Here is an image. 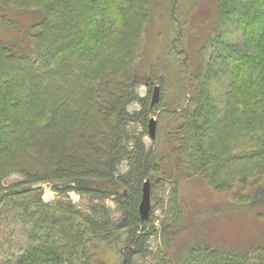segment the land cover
Returning <instances> with one entry per match:
<instances>
[{"label": "trees", "instance_id": "1", "mask_svg": "<svg viewBox=\"0 0 264 264\" xmlns=\"http://www.w3.org/2000/svg\"><path fill=\"white\" fill-rule=\"evenodd\" d=\"M180 1L168 0L177 33L171 51L181 49L184 58L176 61L186 67L176 72L183 92L193 77L179 47L183 30L174 16ZM215 4V27H239V41L219 35L202 46L221 59L226 76L217 78L216 95L205 84L190 85L187 104L161 110L172 121L156 150L146 148L143 136L160 100L151 106L150 95L137 93L140 84L164 89L162 79L154 84L139 71L149 0H0L6 29L17 31L16 15L34 16L21 35L0 40V264H95L97 242L118 244L122 264L135 258L171 264L163 249L149 250V236L159 229L150 226V216H139L145 180L172 186L162 246L176 232L182 176L199 177L216 191L238 186L236 206L251 212L241 224L264 222V0ZM133 102L141 110L131 115ZM123 161L127 171L119 174ZM14 174L21 180L6 185ZM36 184L50 185L60 198H87L90 213L62 199L42 201L43 188L31 190ZM260 241L227 247L196 239L182 264H264Z\"/></svg>", "mask_w": 264, "mask_h": 264}, {"label": "rangeland", "instance_id": "2", "mask_svg": "<svg viewBox=\"0 0 264 264\" xmlns=\"http://www.w3.org/2000/svg\"><path fill=\"white\" fill-rule=\"evenodd\" d=\"M216 0H181L177 14L174 17L181 18V27L183 30L182 43L179 47L183 48V53L187 56L188 64L187 69L192 73L193 79L188 82L186 86H189L188 90L182 92L178 90V84L176 82L180 77L177 72V66L181 65V61L176 59H183L179 50L175 49L176 54L172 53L171 47L172 41L175 36L176 30L172 24V10L168 0H149L150 4V23L147 27L143 40V52L140 59V74L144 77H151L154 84L158 79L163 80L164 89L159 90V103L160 111L155 110L150 115L156 121V133L152 139L149 134L143 136V142L146 148L161 149L162 136L165 133V129L172 121L171 116L168 113L161 112L162 109H173L187 104V98L192 93L191 86L200 87L206 85L210 91L216 95L217 84L216 81L226 76L220 69L223 63L219 57L214 55L210 48L205 45L211 37H219L226 41H232L238 39L239 27L232 23L222 24L217 26L219 20L216 18ZM38 15V14H37ZM34 16L27 14L15 16V22L18 25V33L16 29H6L3 21H0V40L9 42L15 36L21 35L24 29L29 26L30 20ZM36 17V16H35ZM38 18V17H37ZM5 27V28H4ZM19 29H21L19 31ZM215 30H218L216 33ZM239 41V39H238ZM226 51V50H225ZM223 51V53H227ZM222 54V53H221ZM213 56L212 59H210ZM177 57V58H176ZM212 60V61H211ZM211 61V62H209ZM179 62V64H177ZM164 64L163 66H157L156 64ZM209 66L208 75L202 79L198 78V74L205 66ZM211 67V69H210ZM186 68L185 65H181L179 69ZM221 70V71H220ZM179 71V70H178ZM219 77V78H218ZM218 78V79H217ZM199 79V80H198ZM199 81H202L200 83ZM223 81V80H221ZM191 85V86H190ZM155 87L159 88V85H154L153 88H149L144 84H140L137 88V93L140 97L153 95ZM184 90V89H183ZM163 92V93H162ZM161 97V98H160ZM220 103V101H219ZM222 107V102L221 105ZM141 110V105L138 102H133L128 106V112L133 115ZM133 124V123H132ZM129 127L130 129L133 127ZM138 131H141V127L135 124ZM155 141V142H154ZM127 171V164L125 161L118 167V173L122 174ZM21 180L19 175H11L5 180L6 185L13 184ZM150 184V212L149 216L152 218L150 226L156 227L158 230L157 235L149 236V250L152 249V253L157 254L158 249H163V253L166 255L167 260H171V264H182L184 257L186 256V248L196 239L207 244L214 246H227V247H243L251 242H261L264 240V222L258 220L257 224L253 220L246 221L244 225L241 224L245 219V215L251 216V212H247V208H241L236 206V202L232 197L234 193L239 189L235 187L233 191H216L209 187L204 180L199 177H180L179 178V193H178V212L179 218L177 223L176 232L171 233L169 243L162 246V233L160 227L163 221L169 218L170 202H172L171 184L165 181L161 182L155 187ZM42 201L52 202L62 199L66 202L75 204L76 207L84 213L89 214V203L87 198H81L75 193H70L68 198H60L51 188L50 185H42ZM142 189V188H141ZM245 194V193H244ZM250 203V201H249ZM106 207L111 212V215L116 217V205L112 198H108L105 201ZM245 209V210H244ZM255 212L257 208L253 209ZM254 212V214H255ZM149 219V218H148ZM147 219V220H148ZM146 220V221H147ZM249 225L248 230L245 228ZM179 229V230H177ZM262 244V243H261ZM168 245V246H167ZM96 253L97 260L104 262V264H122V256L118 244L109 245L102 242H97ZM168 262V261H167ZM157 260H142L135 258L134 264H157ZM76 264H80L77 262ZM166 264V262L164 263Z\"/></svg>", "mask_w": 264, "mask_h": 264}, {"label": "water", "instance_id": "3", "mask_svg": "<svg viewBox=\"0 0 264 264\" xmlns=\"http://www.w3.org/2000/svg\"><path fill=\"white\" fill-rule=\"evenodd\" d=\"M159 100V88L155 87L153 90V95L150 105L153 106ZM156 133V121L151 117L148 123V134L153 139ZM42 184H36L31 186V190L41 188ZM150 184L149 180H145L142 185V194L141 201L139 204V216L142 221H145L149 218L150 212Z\"/></svg>", "mask_w": 264, "mask_h": 264}]
</instances>
